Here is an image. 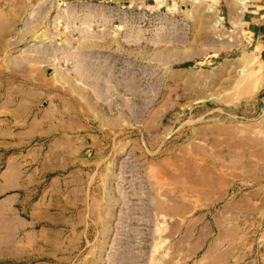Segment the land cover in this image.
I'll list each match as a JSON object with an SVG mask.
<instances>
[{"label": "rangeland", "instance_id": "rangeland-1", "mask_svg": "<svg viewBox=\"0 0 264 264\" xmlns=\"http://www.w3.org/2000/svg\"><path fill=\"white\" fill-rule=\"evenodd\" d=\"M240 1L0 0V163L28 166V227L58 236L53 166L84 129L103 165L65 264H264V20Z\"/></svg>", "mask_w": 264, "mask_h": 264}, {"label": "crops", "instance_id": "crops-1", "mask_svg": "<svg viewBox=\"0 0 264 264\" xmlns=\"http://www.w3.org/2000/svg\"><path fill=\"white\" fill-rule=\"evenodd\" d=\"M244 2L241 3L240 1V4L244 5ZM255 8L260 12L262 11L261 16L264 20V0H258ZM82 127L89 129V123H83ZM84 130L79 144L83 151L82 155L74 154L70 160L71 163L68 165L53 166L55 170L62 171L57 175L56 192L67 196L63 200V203L67 202V204L65 203L66 208L51 212V217L58 220L55 222L56 227L51 228L49 233H56L57 237H44L42 229H37L36 226L28 227L24 208H20L23 203L21 193L23 192L22 189L25 188L22 178L28 166L18 161L12 163L11 158L0 163V260L23 261L26 254H29L28 252L34 254L38 252V257L33 258L36 261H32V264L42 263L44 245L53 251L52 257H50L51 264H65L68 259H71L61 251L76 250L78 248L76 243H80V237L85 234V231H89V226H87L89 221L86 219L90 217L91 181L94 177L92 171L103 167V165H90L91 135L88 130ZM255 165L258 166L260 174L262 163L259 162ZM215 173L219 174L218 172ZM259 174L252 178L258 184L262 183ZM11 176H14V181H12ZM99 176H102L101 172H98ZM12 185L17 192L15 195H13L14 193L10 194ZM72 219H77L78 224H82V230L75 227V221L71 222ZM68 239L69 241H67Z\"/></svg>", "mask_w": 264, "mask_h": 264}]
</instances>
